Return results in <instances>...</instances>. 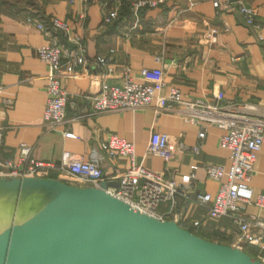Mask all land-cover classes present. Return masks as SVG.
I'll use <instances>...</instances> for the list:
<instances>
[{"label":"crops","instance_id":"crops-1","mask_svg":"<svg viewBox=\"0 0 264 264\" xmlns=\"http://www.w3.org/2000/svg\"><path fill=\"white\" fill-rule=\"evenodd\" d=\"M32 1L0 0V159L17 162L22 144L32 148L36 161L47 164H59L64 152L84 161L99 155L105 182L116 187L114 169L125 173L131 163L112 160L102 150L101 143L115 135L134 145L137 165L178 184L194 173L190 194L214 198L220 183L208 177L205 166L220 165L229 170L230 151L220 147L224 132L208 118L264 123V0H241L254 12L257 26L246 25L234 6L224 10L215 5L225 0H163L136 12L133 6L139 0H78L74 4L67 0ZM112 11L117 12V18L105 23ZM29 17L46 24L58 18L83 36L89 66L74 69L72 77L62 80L69 100L65 120L56 126L44 118L49 70L38 49L46 37L28 23ZM98 59L107 64H97ZM143 69H161L164 73V85L157 88L149 107L94 112L92 98L103 85L121 88L127 73L141 82ZM171 88H176L186 102L211 104H219L214 94L221 91L225 100L220 105L227 107L226 114L191 112L180 105L171 112H161L157 99L167 97ZM230 104L234 107L229 108ZM193 115L199 118L196 123L191 121ZM200 125L206 126L207 133L199 154L175 150L173 159L166 163L161 156L147 152L153 131L167 134L174 147L180 143L197 145ZM49 177L58 179L59 173L51 171ZM250 186L255 196L264 195V144ZM158 212L168 214L166 220L205 240L242 249L264 263V251L241 245L239 228L228 216L211 219L206 208L180 196L174 207L164 203ZM239 213L264 221V209L254 204L242 205ZM194 221L201 225L194 227Z\"/></svg>","mask_w":264,"mask_h":264},{"label":"built area","instance_id":"built-area-1","mask_svg":"<svg viewBox=\"0 0 264 264\" xmlns=\"http://www.w3.org/2000/svg\"><path fill=\"white\" fill-rule=\"evenodd\" d=\"M74 4L78 0H67ZM86 1V0H82ZM163 0H139L133 10L136 12L144 7H155ZM219 9L228 10L233 6L243 17L245 24L257 26L254 12L243 1L225 0L215 2ZM85 16L82 15L81 18ZM117 18V12L112 11L105 17V23H110ZM30 25L39 29L46 37V42L38 49V55L48 67V100L44 112L45 120L50 125L56 126L65 120V109L69 95L62 85V80L73 76L74 69L89 66L86 58V50L83 46V36L74 33L70 24L58 18H52L49 23L29 17ZM97 64L106 65L107 61L98 59ZM67 68V69H64ZM109 72L112 70L109 69ZM163 71L161 69H143L140 73V81L137 82L128 73L124 75L125 83L120 87L103 85L95 97L92 98V108L95 113H113L123 110L137 111L149 107L156 98L157 88L163 86ZM153 81V82H152ZM214 98L219 104H211L205 101L186 102L182 99L176 88H171L167 97L157 99V108L162 112H171L175 105L184 106L188 111L196 112L214 110L225 116V109L220 105L225 100L223 92L218 91ZM233 108V105H229ZM197 115L190 116L196 123ZM207 121L217 125L223 134L220 138V147L230 151V168L225 170L223 166L208 164L205 170L210 179L220 183L219 191L213 198L209 194L191 195L192 182L195 174L185 176L183 184L167 179L162 173L155 172L136 164L135 147L133 144L112 135L101 143V148L112 160H127L131 163L130 169L121 173L114 169L113 179L118 180L116 187H109L107 193L142 214L164 221L168 214H160L158 208L161 204H176L177 196L196 205L206 208L211 219L218 220L222 217H230L240 231L239 241L241 245H250L264 251V221L256 216L244 217L239 213L242 205L254 204L264 209V195L255 196L250 181L254 172V165L258 153L264 144V123L262 121H225L223 118ZM198 132L199 142L193 147L182 143L174 147L167 134L153 131L150 136L147 152L161 156L166 163L173 159L175 150L199 154L206 138L207 128L200 125ZM3 141V130L0 129V150ZM20 157L17 162L0 159V177L2 178H49V172L57 171V180L76 187L99 188L106 178L102 172L100 163L102 157L97 155L92 161H84L64 152L59 164H47L36 161L32 157V148L22 144L19 148ZM67 177V178H66ZM200 221H194L193 226L199 227ZM182 227V225H180Z\"/></svg>","mask_w":264,"mask_h":264},{"label":"water","instance_id":"water-1","mask_svg":"<svg viewBox=\"0 0 264 264\" xmlns=\"http://www.w3.org/2000/svg\"><path fill=\"white\" fill-rule=\"evenodd\" d=\"M99 188L0 177V264H264Z\"/></svg>","mask_w":264,"mask_h":264},{"label":"rangeland","instance_id":"rangeland-1","mask_svg":"<svg viewBox=\"0 0 264 264\" xmlns=\"http://www.w3.org/2000/svg\"><path fill=\"white\" fill-rule=\"evenodd\" d=\"M32 1V0H31ZM32 3H33V1H32ZM34 3H36V0H34ZM38 3V2H37Z\"/></svg>","mask_w":264,"mask_h":264}]
</instances>
